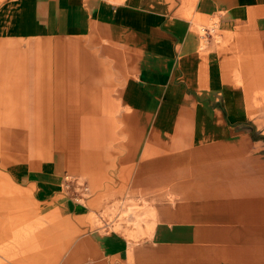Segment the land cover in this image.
<instances>
[{"label": "crops", "instance_id": "0c3cea01", "mask_svg": "<svg viewBox=\"0 0 264 264\" xmlns=\"http://www.w3.org/2000/svg\"><path fill=\"white\" fill-rule=\"evenodd\" d=\"M189 6L192 18H217L228 44L201 48ZM0 43L43 55L31 83L16 66L0 71V114H22L24 102L16 112L7 96L28 85L36 114L44 95L56 114H118L90 174L54 155L35 170L2 160L0 264H264V141H253L251 120L264 114L253 105L264 102L253 95L264 88V0H0ZM60 87H99V107L61 99ZM63 171L94 188L103 178V191L169 188L180 203L171 222L150 221L147 241L129 242L94 229L90 206L61 195ZM29 223L42 241L12 248V225Z\"/></svg>", "mask_w": 264, "mask_h": 264}, {"label": "rangeland", "instance_id": "374dc122", "mask_svg": "<svg viewBox=\"0 0 264 264\" xmlns=\"http://www.w3.org/2000/svg\"><path fill=\"white\" fill-rule=\"evenodd\" d=\"M190 8L189 6L188 20L193 23V32L200 36L201 48H205L211 41L221 48L228 44L227 35L217 18L204 21L192 18ZM13 46L14 44L0 43V71L9 69L10 66H16L23 71L22 75L24 74L23 78H26V82L31 83L34 79L35 73L33 71L35 68L43 66L42 63H36L37 60L42 62L43 55L30 53L31 51L24 52L18 48H12ZM19 46L24 47L25 45ZM41 47L51 49L53 46L49 43L38 45L39 49L45 51ZM70 47L73 49L80 46L79 44H72ZM47 59L51 60V55H45L44 60ZM47 74L51 78L52 74L48 72ZM5 81L6 79L0 76V83ZM73 88L60 87L61 96L59 97L63 100L69 97H75L76 100L87 98L91 99L93 109L96 104L99 107L101 98L99 87L87 88L85 92L83 91L84 87H77L76 90L79 92L76 95L68 94L67 92L74 90ZM32 89L28 85L23 89L22 94L20 90L17 92L9 91L10 96L8 94L7 99L12 101L11 103L17 108L16 112L20 111L23 102L25 105L22 106L24 108L22 114H0V164L5 159L10 165L25 163L29 169L35 170L43 158L44 160H51L54 155V157L60 158L64 165L68 163L69 166H76L82 172H86L88 169L87 173L90 174L91 169L88 167L90 160H97L101 157L103 163V146L110 145L112 133H116L117 121H115V117L118 116V114H114L116 107H113L112 111H107L104 107L108 114H105L104 110L103 114H99V110H97L98 114H56L58 109L55 108V102L50 99L45 103L46 97L44 95L41 96L43 114H36ZM105 90L106 88L103 87L104 97L107 94ZM113 90H116L115 86ZM253 95L256 98L264 99V88L261 87ZM107 98H110L109 94H107ZM253 105L256 108L264 107V102H254ZM9 111L13 110L9 109ZM251 115V120L259 130L255 132V135L253 134V141H264L261 140L264 138V120L261 117L264 114ZM122 119L123 128L127 125L130 126V118H127L126 114ZM260 131H263V135L258 134ZM105 138L107 143L104 142ZM1 171L2 168L0 167V174ZM61 179L62 182L59 187L61 195L72 198L73 202L79 206H87V204L90 206L94 229L103 230V234L121 235L129 242L147 241L153 229L152 225L154 227L157 223L171 222L174 215L170 216V214L180 203L179 192L171 191L169 188L164 190L163 187H153L149 194L146 189L140 190L134 188L129 181H122L120 183L110 182L109 188L103 191V178L98 180L95 188L81 174H70L63 171L61 172ZM97 189H99L97 192L103 191V193L91 200L89 197ZM36 209L35 205H30L28 212H36ZM148 211L152 212L153 217L147 213ZM150 221H152V225ZM38 231V226L35 223L24 225L22 229L19 224H13L11 230L12 248L26 243L29 245L30 242L34 244L42 241L40 238L31 239V236L37 234ZM2 250L1 247L0 257H5ZM16 257L11 255L7 259L14 260Z\"/></svg>", "mask_w": 264, "mask_h": 264}, {"label": "bare ground", "instance_id": "6f19581e", "mask_svg": "<svg viewBox=\"0 0 264 264\" xmlns=\"http://www.w3.org/2000/svg\"><path fill=\"white\" fill-rule=\"evenodd\" d=\"M203 31H204V29H203Z\"/></svg>", "mask_w": 264, "mask_h": 264}, {"label": "built area", "instance_id": "2783aa9c", "mask_svg": "<svg viewBox=\"0 0 264 264\" xmlns=\"http://www.w3.org/2000/svg\"><path fill=\"white\" fill-rule=\"evenodd\" d=\"M205 31V30H204Z\"/></svg>", "mask_w": 264, "mask_h": 264}]
</instances>
